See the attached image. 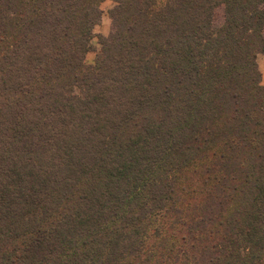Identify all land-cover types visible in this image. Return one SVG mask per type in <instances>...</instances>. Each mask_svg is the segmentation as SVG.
Segmentation results:
<instances>
[{"label":"trees","instance_id":"16d2710c","mask_svg":"<svg viewBox=\"0 0 264 264\" xmlns=\"http://www.w3.org/2000/svg\"><path fill=\"white\" fill-rule=\"evenodd\" d=\"M0 0V264H264V0Z\"/></svg>","mask_w":264,"mask_h":264},{"label":"rangeland","instance_id":"374dc122","mask_svg":"<svg viewBox=\"0 0 264 264\" xmlns=\"http://www.w3.org/2000/svg\"><path fill=\"white\" fill-rule=\"evenodd\" d=\"M114 5L115 4L111 0H106L102 4H100V10L102 14H101L99 22L95 25L93 29L94 38L91 44L92 51L86 55V65L87 66L94 65L96 54L100 49L99 41L102 38L108 37L110 34L111 27H112L111 11Z\"/></svg>","mask_w":264,"mask_h":264},{"label":"crops","instance_id":"0c3cea01","mask_svg":"<svg viewBox=\"0 0 264 264\" xmlns=\"http://www.w3.org/2000/svg\"><path fill=\"white\" fill-rule=\"evenodd\" d=\"M257 67L261 73V80L264 85V54H260L257 58Z\"/></svg>","mask_w":264,"mask_h":264}]
</instances>
